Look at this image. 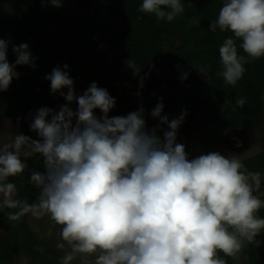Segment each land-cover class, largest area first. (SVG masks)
Returning <instances> with one entry per match:
<instances>
[{"label": "clouds", "instance_id": "obj_1", "mask_svg": "<svg viewBox=\"0 0 264 264\" xmlns=\"http://www.w3.org/2000/svg\"><path fill=\"white\" fill-rule=\"evenodd\" d=\"M42 3L63 6L62 0ZM138 11L171 22L184 5L181 0H142ZM217 28L232 33L219 47L222 70L217 75L235 86L244 65L264 57V0H224L209 27L212 32ZM237 40L247 58L238 55ZM10 44V38H0V92L19 79L17 66L35 69L38 59L21 43L12 45L16 60L10 63ZM125 63L134 75L141 71L132 57ZM68 68L54 67L45 76L51 94L59 93L67 103L58 111L41 107L29 113L30 131L38 138L17 133L0 146V212L11 221L29 213L48 216L61 226L63 242L56 246L67 250L60 264L77 259L79 264H227L218 253L235 259L247 244L261 245L256 238L264 218L257 213L264 200L254 194L261 188L260 172L248 171L219 151L189 158L185 145L177 142L187 110L169 120L162 115V98L150 112L160 123L150 130L142 105L126 116L109 117L116 99L96 82L77 95ZM187 77L182 72L181 82ZM236 104L243 107L245 100L237 98ZM37 154L43 170H32L29 183L40 191L29 203L16 198L17 186L9 178L28 168L22 157ZM13 209L18 211H5Z\"/></svg>", "mask_w": 264, "mask_h": 264}, {"label": "trees", "instance_id": "obj_2", "mask_svg": "<svg viewBox=\"0 0 264 264\" xmlns=\"http://www.w3.org/2000/svg\"><path fill=\"white\" fill-rule=\"evenodd\" d=\"M223 2L181 0L183 13L169 22L166 19L158 21L154 14L138 11L142 0H62L63 6L60 8L43 4L42 0H0V38L11 39L8 61L15 62L12 45L21 43H27L32 55L38 58L35 69L26 65L17 66L16 71L20 76L11 83L15 87L16 99L11 112L18 114L21 120L26 122L29 119L30 122L29 113L63 100L59 93L56 97L51 94L50 81L45 76L54 67L63 68L67 64V71L78 93L87 90L91 84L81 76L87 70L98 76L95 82L114 98L120 89L127 87L136 88L138 93L159 90V99L162 98L164 104L162 115H167L171 120L187 110L183 124L186 136L192 137L198 133L209 120H215L220 125L214 135L215 141H219L229 127L250 129L260 125L264 121V57L245 64V73L235 86L226 84L223 77L217 75L222 70L219 47L232 33L221 32L218 28L212 32L209 27L217 19ZM9 4L14 7V12L8 10ZM110 43L115 44L117 49L112 50ZM236 43L238 55L247 58L239 47L241 41L237 40ZM126 55L133 58L138 68L141 67L137 75L131 69L124 72ZM203 69L210 71L212 81L209 84L198 76ZM185 71L188 77L181 82V73ZM169 87L175 91L173 99L168 96ZM237 98L245 100L243 107L237 106ZM225 100L237 107V121L230 119L223 124L221 105ZM155 106L150 103L149 108H145L149 128L160 123L150 115ZM199 110L204 114L202 118L197 115ZM30 160L32 163L26 174L30 175L32 170H43L39 155L30 157ZM242 164L252 172H264V156ZM263 190L264 183H261L259 192L254 194L259 196ZM36 194L25 185L16 198L32 203L37 198ZM29 215L21 219L25 232L31 237L20 245L4 237L0 242V264H13L14 254L20 249L28 251L35 247L42 254L41 249L46 248L29 229L26 222ZM257 215L264 218V208ZM256 239L262 241L260 246L247 244L238 253L248 258L247 264H264L262 231ZM218 255L227 264H233L231 257L223 253Z\"/></svg>", "mask_w": 264, "mask_h": 264}, {"label": "rangeland", "instance_id": "obj_3", "mask_svg": "<svg viewBox=\"0 0 264 264\" xmlns=\"http://www.w3.org/2000/svg\"><path fill=\"white\" fill-rule=\"evenodd\" d=\"M8 10L10 12H14V7L9 4ZM110 45L112 47V50L117 49L115 44L110 43ZM128 59H130V57L126 55L123 63L124 72H128L130 69L125 63V61ZM81 76L86 83H92L98 80V76L94 72L89 70L84 71ZM198 76L205 84H209L212 81L209 69L200 70ZM83 92L78 93L76 91V94L81 95L83 94ZM159 92V90L149 93H143L142 91H140L139 95H137L138 92L136 88H122L115 96L116 105L109 112V117L126 116L130 112L137 111L139 106L141 105L144 107V109L149 108L148 106L150 103L156 105L158 102H160L159 96L161 93ZM174 92L175 91H172V88L169 87L168 96H171L172 99L174 98ZM54 97H56V95H54ZM15 101V87L13 85H10L7 91L0 92V146L5 143H11L14 140L15 134L17 133L31 136L34 139L38 138L35 132L30 131L29 125L31 121L29 122V119L27 120L25 118L27 120L25 122L24 120H21L22 118L18 116V114H13V112H11V108L13 107ZM65 103L67 102L64 99L58 100V102L52 104V106H50L49 108L58 111L60 106ZM71 107L73 108V110H75L77 108V105L73 103ZM221 109L222 113L224 114V119L222 120L224 122L223 124L229 122L230 119H234L236 121L237 119H239L237 107L233 102L225 100L221 105ZM96 114L99 117L101 115V112L98 110ZM197 115L200 118L204 116L203 112L200 110L197 112ZM18 118H20L19 124L17 123ZM183 124L179 128L177 134V142L185 145V149L189 154V158H194L201 153L206 154L212 151H219L229 158L235 157L242 163L246 162L247 164L257 156L258 160L262 159L264 156V121L260 123V125H255V127H251L250 129L244 128L242 126L229 127L219 141H215L214 139V135L220 127L219 123L215 120H209L205 125L202 126L200 131L192 135V137L186 136L183 133ZM147 128L149 130L151 129L148 126ZM161 128L162 130H167V125H161ZM158 134L162 135V131ZM227 139H236L239 141V143L230 145L229 143H227ZM22 159L25 160L28 168L23 174L17 177L9 178V182L16 184L17 194L23 188V186L26 185L27 187H31V190L36 192V197H38L37 195L39 194L40 190L29 183V175L26 174L32 162L30 158L22 157ZM261 183H264V175L261 176ZM26 222L31 232L34 233L37 239L41 243H44L46 248L48 247V249H42V254H39V252H37L38 250L35 247L32 248V250L28 251L20 249L14 254V259L12 260L13 264H43L48 261V264L51 262L60 264L63 256L65 255V251L67 250L58 249L56 246L57 243L63 242L60 240V237L58 235L61 226L52 223V220H49L48 216L38 219L33 217L31 214L26 218ZM22 224L23 222L21 218L18 221H11L7 218V215L4 212H0V242L2 239H4V237H9V239L15 244L20 245L21 243H25L27 238L31 236L28 235L27 232H25ZM241 257V260L236 259L237 263L247 264L248 258L243 256ZM73 264H79V259L74 261Z\"/></svg>", "mask_w": 264, "mask_h": 264}, {"label": "crops", "instance_id": "obj_4", "mask_svg": "<svg viewBox=\"0 0 264 264\" xmlns=\"http://www.w3.org/2000/svg\"><path fill=\"white\" fill-rule=\"evenodd\" d=\"M259 156H260V155H259ZM252 158H253V157H252ZM255 158H256V157H255ZM257 158H258V156H257ZM247 170H248V169H247ZM248 171H250V170H248ZM251 172H252V171H251ZM262 175H264V172H261V176H262ZM259 196L264 198V190L259 194ZM49 220H51V219L49 218ZM52 223H54V222L52 221ZM262 232H263V234H264V230H262ZM241 256L246 257V256H245L244 254H242V253H241V254H238L237 257H236L235 259L232 258V262H233V264H238L237 261H236V259L241 260V258H242Z\"/></svg>", "mask_w": 264, "mask_h": 264}, {"label": "water", "instance_id": "obj_5", "mask_svg": "<svg viewBox=\"0 0 264 264\" xmlns=\"http://www.w3.org/2000/svg\"><path fill=\"white\" fill-rule=\"evenodd\" d=\"M227 143H229L230 145H234V143H235V144H238L239 141L236 140V139H227Z\"/></svg>", "mask_w": 264, "mask_h": 264}]
</instances>
